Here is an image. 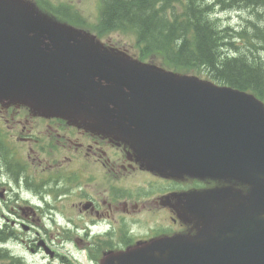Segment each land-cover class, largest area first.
<instances>
[{"label":"water","instance_id":"95a60500","mask_svg":"<svg viewBox=\"0 0 264 264\" xmlns=\"http://www.w3.org/2000/svg\"><path fill=\"white\" fill-rule=\"evenodd\" d=\"M0 104L250 189L233 193L245 209L222 230L155 240L102 264H264V104L252 94L141 63L19 0H0Z\"/></svg>","mask_w":264,"mask_h":264},{"label":"flooded vegetation","instance_id":"af4514ba","mask_svg":"<svg viewBox=\"0 0 264 264\" xmlns=\"http://www.w3.org/2000/svg\"><path fill=\"white\" fill-rule=\"evenodd\" d=\"M23 1L105 45L120 44L113 33L129 32L136 41L126 11L122 24L111 20L118 8L113 0ZM179 164L65 120L35 115L25 106L0 104L4 233L9 243L31 232L39 237L44 218L66 234L67 264H81L75 254L84 264H100L155 239L216 232L217 217L233 215V190L244 195L247 187ZM62 204L66 213L59 224Z\"/></svg>","mask_w":264,"mask_h":264},{"label":"trees","instance_id":"16d2710c","mask_svg":"<svg viewBox=\"0 0 264 264\" xmlns=\"http://www.w3.org/2000/svg\"><path fill=\"white\" fill-rule=\"evenodd\" d=\"M111 5L118 7L111 13L113 22L122 24L127 12L142 55L157 56L170 70H202L207 79L264 102V0H133L131 10L130 0ZM228 11H249L250 16L234 30L217 17ZM6 239L0 228V245ZM8 258L0 247V261Z\"/></svg>","mask_w":264,"mask_h":264},{"label":"rangeland","instance_id":"374dc122","mask_svg":"<svg viewBox=\"0 0 264 264\" xmlns=\"http://www.w3.org/2000/svg\"><path fill=\"white\" fill-rule=\"evenodd\" d=\"M172 3L174 4L173 6H180L178 2L173 1ZM249 16V11H228L219 13L217 17L222 26H228L234 30H240L241 27L244 26L245 21ZM112 37L116 42L120 43L115 47L126 49L128 51L127 53L131 57L139 59L143 63L152 64L164 68L165 70H170L161 64L157 56L142 55L140 51V45L134 41V38H131V34L113 33ZM99 41L105 44L104 40L99 39ZM170 71L180 73L182 75L194 76L202 80H207V76L202 70ZM15 206L16 205L13 203L10 204V207ZM57 209L62 212H58L59 214L57 215V220L59 221V224H63L62 219L65 217L66 207L64 204H62V206L58 205ZM0 213H2V215L5 213L3 203H0ZM2 220L3 219L0 215V225H2ZM43 226L45 230H42ZM37 229L40 230L39 237H36L33 232L30 234H21V240L17 239V241L8 243L6 245L13 257L18 261L12 259L4 260L0 261V264H67L66 259L71 262L70 256H68V254L65 252L66 244L64 241L66 234L62 232L61 229H57L52 223H48L44 218L41 220V224L37 227ZM75 258L78 259L81 264H84V257L75 254Z\"/></svg>","mask_w":264,"mask_h":264}]
</instances>
